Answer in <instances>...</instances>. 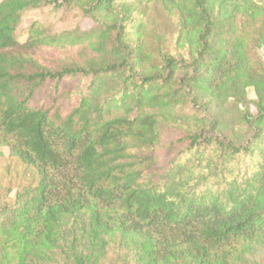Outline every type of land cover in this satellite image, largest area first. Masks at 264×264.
<instances>
[{
  "label": "trees",
  "instance_id": "16d2710c",
  "mask_svg": "<svg viewBox=\"0 0 264 264\" xmlns=\"http://www.w3.org/2000/svg\"><path fill=\"white\" fill-rule=\"evenodd\" d=\"M153 1L172 48L128 0H0V264H264V0ZM44 5L91 25L20 42Z\"/></svg>",
  "mask_w": 264,
  "mask_h": 264
},
{
  "label": "rangeland",
  "instance_id": "374dc122",
  "mask_svg": "<svg viewBox=\"0 0 264 264\" xmlns=\"http://www.w3.org/2000/svg\"><path fill=\"white\" fill-rule=\"evenodd\" d=\"M136 7V14L142 17V21L147 28V41L152 49L157 46L172 48L175 37L176 18L168 15L160 5L153 0H128ZM33 22H40L52 27L56 32L68 30L74 27L87 29L91 22L83 19L76 10L55 11L51 6L44 5L38 10L26 13L22 22L16 31L17 39L23 42L26 39V31ZM261 56L263 50H259ZM247 96L250 100L255 99L254 91L247 90ZM170 139V137H169ZM168 140H165V144ZM32 171L19 163L10 156L7 147L1 148L0 155V202L10 203L14 201L16 193L33 184ZM121 253L118 255L113 248H109L107 255L102 260L103 264H110L121 259ZM58 264H62L60 259ZM133 264V263H131Z\"/></svg>",
  "mask_w": 264,
  "mask_h": 264
}]
</instances>
